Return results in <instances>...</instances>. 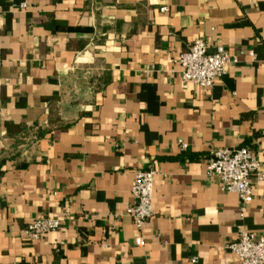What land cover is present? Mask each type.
Returning a JSON list of instances; mask_svg holds the SVG:
<instances>
[{
  "label": "crops",
  "instance_id": "0c3cea01",
  "mask_svg": "<svg viewBox=\"0 0 264 264\" xmlns=\"http://www.w3.org/2000/svg\"><path fill=\"white\" fill-rule=\"evenodd\" d=\"M198 37L235 60L208 91L177 61ZM238 147L264 154V0H0V264H236L264 180L242 206L206 160ZM39 217L60 228L23 238Z\"/></svg>",
  "mask_w": 264,
  "mask_h": 264
},
{
  "label": "built area",
  "instance_id": "2783aa9c",
  "mask_svg": "<svg viewBox=\"0 0 264 264\" xmlns=\"http://www.w3.org/2000/svg\"><path fill=\"white\" fill-rule=\"evenodd\" d=\"M177 61L181 67L184 86L194 84L208 91L215 79L223 75L227 65L235 60L223 46H215L210 51L208 41L198 37L179 55ZM186 147L185 143L179 142L180 152H185ZM206 174L216 178L224 190L235 192L244 206L252 200L251 176L254 174L258 181L264 180V154L262 158H258L247 147L215 149L206 160ZM155 175L153 169L139 170L134 175L131 186L134 202L127 207L126 213L132 217L138 228L154 214L152 191ZM59 228L60 221L57 218L39 217L28 223L21 235L27 240H37ZM135 244L142 245V238H136ZM227 247L236 256V264H264V235H255L240 229L237 239Z\"/></svg>",
  "mask_w": 264,
  "mask_h": 264
}]
</instances>
